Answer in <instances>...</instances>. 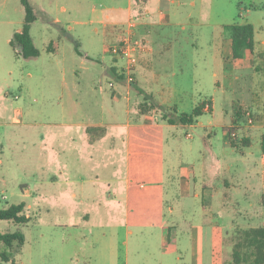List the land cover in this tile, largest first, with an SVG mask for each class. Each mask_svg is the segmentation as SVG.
<instances>
[{"label":"crops","instance_id":"1","mask_svg":"<svg viewBox=\"0 0 264 264\" xmlns=\"http://www.w3.org/2000/svg\"><path fill=\"white\" fill-rule=\"evenodd\" d=\"M163 2L173 4L176 0H126L125 6L108 8L110 13L98 23L110 34L124 28L122 37L131 32L146 46L137 54L134 82H125L121 75L123 65H118L119 57H113L109 79L113 87L108 85L105 93L110 103L101 85L100 98L88 93L85 105L77 91L72 90L60 96L55 115H48L45 121L33 118L28 126L36 130L30 140L35 153L30 146L28 161H33L34 171L32 179L21 189L25 197L32 199L28 201V210L33 206L39 212L44 205L47 211L45 202L50 196L65 209L84 207L79 216L60 211L64 220L57 219L54 225L78 228L82 221H92L91 207H105L111 212L122 204L126 210V244L134 232L128 225L138 227L140 233V227L152 226L161 234L162 253L170 252V242L171 251L196 255L200 264H224V256H214L222 246L224 249V239L234 220L223 231L221 223L211 219L215 214L221 215L216 208L234 203L242 209L236 212L237 216L245 215L252 221L262 217L261 224L252 227L264 225V152L260 145L263 124L255 123V119L252 125L234 122L237 119L231 109L232 101H237L259 116L254 110L256 95L252 87L247 92L235 86L228 90L223 83L230 79L235 84L240 79L227 71H254L251 63L259 53L254 47L252 53L246 51L243 57L235 58L232 39L224 25L223 33L221 29L220 36L206 48L210 49L207 58L206 49L186 36L188 26L178 19V11L166 12ZM67 10V6L60 7V11ZM187 18H191L189 14ZM54 21L60 22L59 18ZM88 22L94 23L92 19ZM216 68H222L223 75L218 76ZM144 101L148 108L140 110L139 104ZM201 104V114L191 123L168 121L191 113ZM11 121L17 123L19 118L12 114ZM234 123L241 131L236 141L238 148L232 146L226 135V129ZM179 125L199 128L203 132L200 141L179 146L172 131ZM43 127L49 129L44 131ZM218 128L222 132L216 139ZM168 144L170 152L166 155ZM40 160L44 161L42 165ZM166 175L175 187L169 206ZM166 210L188 215L185 225L179 218L168 222ZM193 215L197 216V223ZM179 235L185 239L182 249ZM109 237L104 232L92 241L97 248L92 251L96 264H118L116 239ZM67 245L72 252L66 257L72 262L74 244L66 241L65 248ZM126 250L125 264H129Z\"/></svg>","mask_w":264,"mask_h":264},{"label":"rangeland","instance_id":"2","mask_svg":"<svg viewBox=\"0 0 264 264\" xmlns=\"http://www.w3.org/2000/svg\"><path fill=\"white\" fill-rule=\"evenodd\" d=\"M29 2L36 15L30 27V34L39 55L23 58L20 48L18 46L13 48L9 41L13 34L22 28L24 8L20 0H0V209L23 202L26 215L29 214L31 217L25 225L0 220L1 232L19 229L25 238L20 253L14 257V262L0 264H96L92 260V251L97 248L92 241L100 238L104 232L110 239L112 237L116 239L118 264H125L126 249L129 264H200L196 255L192 257L181 255L182 253L177 250L171 251L173 246L170 242L167 244L170 252L162 253L164 247L161 234L152 226L140 227L142 229L140 233L137 231L138 227L128 225L134 232L128 237L126 244V210L122 204L117 205L111 212L105 207H91L92 221L89 223L82 221L81 227L78 228L54 225V221L63 219L64 213L60 211H69L72 216H79L84 207H74L71 209L72 213L70 208L65 209L64 206H60L59 200L50 196L45 202L49 208L47 211L44 210V205L43 208H39L42 210L39 212L38 208L33 206L28 210V201L32 199L23 195L21 186L32 179L34 168L33 161H28V149L31 146L35 153L33 141L30 140L36 131L29 127L28 123L33 118L45 121L48 115H55L60 96L69 94L72 90L77 91L85 105L84 100L88 93L100 98L101 85L106 90L105 99L111 102L110 97L105 96V93H108V81L112 75L110 66L114 57L109 52V47L122 37L124 28L119 27L110 34L107 28L98 22L105 18V14L110 13L108 8L113 5L125 6L126 0H29ZM61 6H67L69 10L60 11ZM162 7L166 12L177 10L178 19L188 26V32L185 33L188 39L196 41L204 49L220 36L224 25L252 24L254 47L262 57L254 56L251 63L255 66L254 71L249 68L227 71L231 77L238 75L240 79L235 84L231 83L230 79L223 80V83L228 90L235 86L247 92V89L252 87L256 95L254 110L259 116L250 109L246 107L245 109L251 111L255 123L259 121L263 124L264 132V0H176L173 4L163 2ZM188 14L190 19H186ZM55 18H59L60 22L56 23ZM88 19H92L94 23H89ZM221 32L223 33V29ZM117 34H120L118 39ZM204 52L209 58L210 49ZM229 62L232 63V60ZM123 64L124 60L118 58V65ZM216 69L218 76L223 75L222 68ZM200 73L206 75V71L201 69ZM247 74L248 76H245ZM139 108L140 110L148 108L147 102H141ZM12 114L19 118V122L12 123ZM242 122L245 123V117ZM48 129L43 127L44 131ZM52 130L54 131V128ZM172 131L175 132L174 141L179 146L183 144V147L196 143L203 134L199 128L181 125L172 128ZM187 132L191 133V140L187 138ZM221 132L222 129L218 128L214 137L219 139ZM169 152L168 144L165 154ZM167 162L169 164L168 160ZM43 163L44 161L40 160V164ZM239 165L242 167L241 163ZM165 190L169 202L166 206H169L175 187L171 186L168 175L165 176ZM215 210L220 211L221 215L215 214L211 219L221 223L223 231L224 226L234 220L224 239L225 252L222 246V250L220 249L214 256L218 259L224 256V263L229 264L238 229L261 224L262 217H258L257 221H252L245 215L241 218L236 212L240 213L242 209L236 208L234 203H228V207ZM165 218L168 222H171L172 218H179L184 226L188 215L170 214L166 210ZM192 219L195 223L198 222L197 216L193 215ZM183 238L179 235L180 249L185 244ZM66 241L70 245L74 244L76 253L72 257V262L66 257V254L72 252L70 246L67 245L65 248ZM96 244L99 246L100 243Z\"/></svg>","mask_w":264,"mask_h":264},{"label":"trees","instance_id":"3","mask_svg":"<svg viewBox=\"0 0 264 264\" xmlns=\"http://www.w3.org/2000/svg\"><path fill=\"white\" fill-rule=\"evenodd\" d=\"M24 8V22L20 31L13 34L9 41L10 45L20 48V54L23 58H32L39 55V51L34 45L30 34L31 24L35 21L36 15L29 0H20ZM229 35L232 39L233 56L241 58L244 52H253V26L250 23H233L226 25ZM258 57H262L259 53ZM202 104L194 107L191 113L181 114L176 119L169 118V122L178 120L183 124L191 123L201 114ZM234 122L244 121V113L247 109L237 101L231 104ZM232 146L239 147L236 141H231ZM242 145L244 142L242 141ZM261 150L264 152V133L260 139ZM30 217L25 213V204L23 202L12 204L6 208L0 209V220L11 221L17 225H25L30 221ZM24 234L21 230L0 231V262H14L16 254L20 253L24 244ZM231 262L229 264H264V225L238 229L236 240L231 250ZM225 264V263H224Z\"/></svg>","mask_w":264,"mask_h":264},{"label":"built area","instance_id":"4","mask_svg":"<svg viewBox=\"0 0 264 264\" xmlns=\"http://www.w3.org/2000/svg\"><path fill=\"white\" fill-rule=\"evenodd\" d=\"M146 49L145 44L139 38L133 36L131 32L125 33V35L110 45L109 52L114 57H119L124 60L121 75L124 76L125 82L132 84L134 82V68L137 61V54ZM109 87H113V82H108ZM17 98V97H16ZM245 125H252L254 123V116L248 109L244 113ZM240 126L237 123L229 126L226 129V135L229 140L237 141L240 139ZM187 137H191V133L187 132Z\"/></svg>","mask_w":264,"mask_h":264}]
</instances>
